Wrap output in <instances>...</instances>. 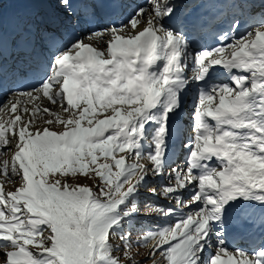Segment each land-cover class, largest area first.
Listing matches in <instances>:
<instances>
[{"label": "snow or ice", "instance_id": "obj_1", "mask_svg": "<svg viewBox=\"0 0 264 264\" xmlns=\"http://www.w3.org/2000/svg\"><path fill=\"white\" fill-rule=\"evenodd\" d=\"M32 2L43 13L11 36L0 14V86L10 46L24 54L13 75L35 81L0 105L13 153L0 161V262L264 264V0L242 3L211 48L176 27L173 0L84 35L54 29L96 25L89 0ZM142 205L158 223L134 240Z\"/></svg>", "mask_w": 264, "mask_h": 264}, {"label": "bare ground", "instance_id": "obj_2", "mask_svg": "<svg viewBox=\"0 0 264 264\" xmlns=\"http://www.w3.org/2000/svg\"><path fill=\"white\" fill-rule=\"evenodd\" d=\"M128 2H130L131 0H127ZM203 4L202 0H173V3L176 5V9H175V14L178 12L179 16H186L185 21H187L190 24V28H192V30L195 29L196 33H192L191 35H193L196 39H199V35L201 34V31L203 30V24H205L207 21L209 22V24H213L214 22H211V20H213L211 18H209V16L212 13H218L221 14L222 12L225 11V6L224 4H228L231 3V1L233 0H205L207 1V4L205 6L204 9H198L196 11H194L193 14H190L189 11L192 9V7L197 4V3ZM238 1V0H237ZM90 2V1H89ZM256 2L258 3L259 0H256ZM0 4H2V8H0V12L1 10L4 11L3 15H2V23H3V28L6 34H8L9 36L13 35L16 31H18L21 27H23V25L28 22L31 19L34 18H38L40 14H42V12L44 11L43 9L36 7L35 4L32 2V0H0ZM125 4V3H123ZM143 6V1L141 0L139 2L138 7ZM137 8V7H136ZM128 9L127 7L125 8V10ZM135 9L134 7H130L129 10H131L133 12V10ZM236 11H240V8L237 6L235 7ZM262 9L260 8H256L254 9V12H261ZM131 12V13H132ZM187 14V15H186ZM205 14H207V16H205ZM129 15V14H128ZM127 15V16H128ZM126 14L124 12L121 13V15L117 18H113V19H108L107 22L105 21H101L98 18V23L96 25H89L86 22L82 23L81 26L75 25L72 28H69L68 30L64 31V29H54V31H57V34L59 35L60 33H64L65 35H69V34H78V35H84L87 34V32H85L86 30H89L91 27H102V26H106L107 24H109L110 22H115V23H120V22H126L127 19L129 17H127ZM249 22H252L251 20H249ZM176 25V27L178 28H183V25L181 22H176L174 23ZM199 24V25H198ZM213 27V25H212ZM212 27L206 31V33L210 36L209 38V42L205 43L203 47H215L220 41L219 36L223 35L224 33H222V29L220 30L221 35L215 34L217 31L213 30ZM247 27V24H245L244 26H242L239 31L243 32L245 31ZM212 29V30H211ZM226 30V29H225ZM229 35H231L232 33L229 32ZM217 39V40H215ZM230 42V41H229ZM201 45V43L198 42V46ZM203 45V43H202ZM102 46V45H101ZM8 58H4L3 60V64L10 69L6 74H5V86L4 87H0V105H3L5 103V101H7L8 97L10 95H12V93H14L13 91H18L20 89H24V88H28L30 87L35 81L33 76H29L26 77V74H23L22 72H20L18 75H13L12 71L13 69H15V65L13 64L15 61H20L21 59L24 58V54L21 53L20 51H12L7 55ZM18 79V80H17ZM26 79V80H25ZM25 80V81H24ZM45 102H47L45 100ZM31 105V104H29ZM3 115H5L3 113ZM7 116V115H5ZM8 117V116H7ZM180 155L178 157H176L177 159H179ZM253 231L257 232V234L259 233V229H253ZM240 230L239 229H234L233 230V235L230 239H235V240H239L238 238H240L239 233Z\"/></svg>", "mask_w": 264, "mask_h": 264}, {"label": "rangeland", "instance_id": "obj_3", "mask_svg": "<svg viewBox=\"0 0 264 264\" xmlns=\"http://www.w3.org/2000/svg\"><path fill=\"white\" fill-rule=\"evenodd\" d=\"M141 0H131V2L132 3H134V4H136V5H134L135 6V9H137L138 8V5H139V2H140ZM143 1V6L147 3V0H142ZM131 3V4H132ZM130 4V5H131ZM239 4L237 3V1H235V2H233V6L235 7V6H238ZM198 6H199V4H195L192 8L194 9H197L198 8ZM137 7V8H136ZM228 9H230V8H232V5L230 6V7H227ZM134 9V10H135ZM193 9H191L190 11H189V13L191 14V12L193 11ZM133 10V11H134ZM254 11V10H253ZM261 11H264V10H261ZM131 10H129V11H126L125 13H126V16L129 14H131ZM239 12L240 11H235V12H227L226 14H225V16H222V17H220V18H218L217 20H215L214 21V25H213V27H212V29H216V30H220L221 28L224 30V29H226V30H224L222 33H225V32H228L229 30V26H230V24L232 23V21L237 17V15L239 14ZM43 13V12H42ZM256 13H259V12H256ZM129 15L127 16V17H129ZM260 17H259V15H257L256 17H255V19H259ZM72 20H73V23L71 24V25H69L66 29L65 28H60V29H64V31H66V30H68L69 28H72V27H74L75 25H78V26H83V25H81L84 21L81 19L80 21H79V23H76L75 21L78 19L77 17H72L71 18ZM242 19H244V18H242ZM181 23H182V25H183V28H184V30L190 35V33L188 32V29H191L190 28V24L187 22V21H185L184 20V18L183 19H181V21H180ZM85 23V22H84ZM216 23H218V25H216ZM249 23H251V22H249ZM85 32H88V30H86ZM244 32V31H243ZM217 34L218 35H221V33L220 32H217ZM190 37H191V35H190ZM200 40L202 41V43L204 44V43H208L209 42V39H207L206 38V35H205V31H203L201 34H200ZM103 46V45H102ZM204 46V45H203ZM203 46H196L197 48H202ZM18 63H19V61H17V62H15V64H17L18 65ZM17 91V90H16ZM16 91H13V92H16ZM2 103V102H1ZM0 103V104H1ZM42 106H44V107H49L50 105L48 104V102H45L44 101V103H43V105ZM28 107L29 108H31V105H28ZM189 108H190V104H189ZM27 115L28 114H25V118L27 119ZM0 118H3V119H7L8 117L7 116H5V115H3V113L2 112H0ZM185 125L187 126V119H185ZM0 151H3V152H6L7 154L6 155H2V156H0V161H2L3 159H8L9 161L11 160V156H12V152H8L6 149H0ZM180 155V157H179V159H178V162H179V164L181 165V166H183L184 165V160H183V156H182V154L180 153V151L178 150L177 151V155H176V157H178ZM129 162H131V161H129ZM144 163H148V161L145 159L144 161H143ZM83 182H85V181H81V183H83ZM89 183H91L90 181H89ZM17 185H18V182H17ZM17 185H7L6 186V190H15V187L17 186ZM159 190V189H158ZM141 199L142 200H144V199H146L147 200V203L148 204H152V203H154V202H156V203H161V204H165V203H167L166 201H164V200H162V199H160L159 197H153V196H151V194L147 191V190H142V196H141ZM149 211V209L148 208H146V207H144L143 205H142V211H141V213L137 216V217H135V219H134V225H133V227H134V230H133V232H132V236H133V239L135 240L136 238H137V235L141 232V231H145V230H147V229H149V228H152V227H154L157 223H158V221H157V219H156V216L155 215H151V216H149V215H145V213L146 212H148ZM115 243H121L120 241H119V239H117L116 241H115ZM139 251L141 252V253H144L145 252V250L143 249V248H140L139 249ZM117 255H122V253H117ZM138 260H142V259H144V256L143 255H140V256H137L136 257ZM0 264H2V262H0Z\"/></svg>", "mask_w": 264, "mask_h": 264}]
</instances>
